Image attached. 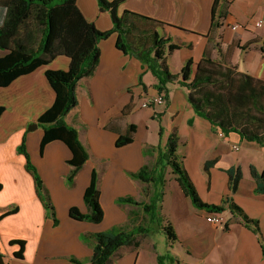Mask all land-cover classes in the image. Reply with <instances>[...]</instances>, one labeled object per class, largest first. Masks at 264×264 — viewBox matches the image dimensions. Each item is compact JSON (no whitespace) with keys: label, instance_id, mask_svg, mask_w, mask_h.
Listing matches in <instances>:
<instances>
[{"label":"crops","instance_id":"obj_1","mask_svg":"<svg viewBox=\"0 0 264 264\" xmlns=\"http://www.w3.org/2000/svg\"><path fill=\"white\" fill-rule=\"evenodd\" d=\"M214 2L126 0L118 13L127 10L167 24L160 33L180 47L167 59L173 74H179L189 60H193L196 68L209 49L213 60L224 66L233 65L238 72L264 82V0H225V18L212 33ZM77 5L99 31L112 29L111 16L99 9L97 0H77ZM258 21L263 22L262 26L257 27ZM235 25L237 30L232 29ZM116 40L117 34H113L100 43L97 70L92 77L79 82L77 107L65 117L67 124L77 129L89 154L72 187L65 184L71 169L69 148L54 141L41 154L43 129L40 125L29 129L38 124V118L55 101L56 94L46 71L67 70L70 59L57 57L0 88V107L4 109L0 114V253L4 262L73 264L70 258L74 257L82 260V264H91L93 250L82 241V236L145 221L140 208L118 205L116 200L131 196L139 202H148L147 184L129 173L153 163L157 153L145 154V148H164L168 136L176 131L178 155L204 203L222 205L231 195L228 171L241 169L242 179L231 196L248 218L258 221L260 234L229 210L221 213L224 225L208 223L206 218L212 213L195 208L174 178L165 188L162 216L173 226L178 241L168 246L173 261L167 259L163 264H264V193H257L251 171L255 168L264 174V146L246 141L236 133L222 135L195 113L187 100V90L178 84L168 85V103L152 106V111L141 114L143 101L160 94L157 79L138 59L118 50ZM132 124L136 126L134 141L117 148V139ZM160 127L164 130L161 138ZM24 138L57 208V226L47 216L33 177L26 170L25 156L18 152ZM207 164L210 165L206 167ZM94 170L98 174L104 219L100 224L72 220L71 207L87 212L83 195ZM13 208H18L17 213L3 216ZM152 236L139 238L138 249L121 248L111 264H158V256L163 254L152 243ZM13 240L26 242L23 259L14 256L18 247L10 245Z\"/></svg>","mask_w":264,"mask_h":264},{"label":"trees","instance_id":"obj_2","mask_svg":"<svg viewBox=\"0 0 264 264\" xmlns=\"http://www.w3.org/2000/svg\"><path fill=\"white\" fill-rule=\"evenodd\" d=\"M125 1L97 0L100 10L108 12L113 22L111 30L99 31L94 23L85 18L77 0H0V88L7 87L19 77L48 65L57 57L70 59L67 70L46 71V78L56 97L52 106L37 121L44 133L40 145L41 154L46 146L54 141L64 143L71 151L72 157L68 160L71 169L66 176L67 184L74 186L77 175L89 159V154L79 138L77 129L68 125L65 117L77 107L79 82L92 77L97 70L101 58L100 43L113 34H117L116 48L138 59L143 67L155 76L157 92L165 94L166 103L169 101L168 85L178 84L187 90V100L195 113L210 122L214 129L224 136L236 133L246 141L264 146V82L238 72L233 65L224 66L213 60L209 49L204 52L196 68H193V60H189L179 74L171 73L167 64L168 56L180 47L160 33V29L167 24L127 10L119 16L118 8ZM225 4V0L214 2L212 33L222 25L221 21L226 15L223 9ZM142 79L141 74L139 84ZM3 111L0 107V114ZM163 132L160 127V137ZM135 133L136 126L132 124L127 133L119 136L116 147L131 144ZM178 146L179 137L174 131L168 136L163 149L159 146L145 148V154L157 153L155 161L143 165L137 172L129 175L147 184L148 202H139L131 196L119 197L116 200L118 205L140 208L145 221L131 227L114 226L103 232L83 235L82 240L93 250L91 264H111L121 248L138 249L139 238H147L158 232L166 235L170 246L178 241L173 226L165 222L162 216L168 170L195 208L212 214L229 210L233 215L239 216L247 227H252L256 234H260L258 221L248 218L233 202L231 196L237 191L242 179L241 169L228 171L231 195L224 199L223 204H206L201 200L178 155ZM18 152L25 156L26 170L33 177L47 216L57 226L59 221L56 208L37 168L31 162L25 138ZM251 171L257 182V193H264V174L255 168ZM100 198L98 174L94 170L83 195L87 212L83 213L77 206H73L69 209V217L75 221L100 224L104 219ZM17 211L18 208H13L3 216ZM225 229H228L227 225ZM10 245L18 247L14 256L23 259L26 242L13 240ZM167 259L173 261L169 253L158 256V264H163ZM70 261L73 264L83 263L74 257L70 258ZM0 264H6L1 253Z\"/></svg>","mask_w":264,"mask_h":264},{"label":"rangeland","instance_id":"obj_3","mask_svg":"<svg viewBox=\"0 0 264 264\" xmlns=\"http://www.w3.org/2000/svg\"><path fill=\"white\" fill-rule=\"evenodd\" d=\"M98 3V2H97ZM99 9H100V7H99ZM110 15V14H109ZM119 16H121V14H119ZM107 40V39H106ZM152 107V106H151ZM151 107H149V108H143L142 109V113L141 114H145L146 112H149V111H152V108ZM163 136V135H162ZM161 138V137H160ZM165 143V142H164ZM162 149H163V147H162ZM30 155V154H29ZM30 159H31V157H30ZM31 162L33 163V161H32V159H31ZM33 165H34V163H33ZM35 166V165H34ZM36 167V166H35ZM37 168V167H36ZM38 170V169H37ZM38 173L40 174V176H41V178H42V180H43V176L41 175V173L39 172V170H38ZM166 178H167V180H168V182H171V181H173L174 180V176L171 174V171L170 170H168V173H167V175H166ZM44 181V180H43ZM65 184H67V181H65ZM67 186H69L68 184H67ZM70 187V186H69ZM167 196H168V199L170 198V196H171V193L168 191L167 192ZM56 208V207H55ZM57 209V208H56ZM57 211V210H56ZM166 212V214H168L167 213V211H165ZM83 241V240H82ZM151 241H152V243L153 244H155V246H156V249H157V251L160 253V254H163V255H165V254H167L168 253V246H169V242H168V240H167V237H166V235L163 233V232H158V233H155V234H153V236L151 237ZM84 242V241H83Z\"/></svg>","mask_w":264,"mask_h":264},{"label":"built area","instance_id":"obj_4","mask_svg":"<svg viewBox=\"0 0 264 264\" xmlns=\"http://www.w3.org/2000/svg\"><path fill=\"white\" fill-rule=\"evenodd\" d=\"M263 22L258 21L257 22V27L262 26ZM233 30H237L238 26L235 25L232 27ZM166 104V99H165V94H158L155 98H149L143 101L142 103V108H149L151 106H162ZM223 135V134H222ZM207 222L210 224H214L217 226H222L224 225L225 221L224 218L222 217L221 214L216 213V214H211L206 218Z\"/></svg>","mask_w":264,"mask_h":264},{"label":"water","instance_id":"obj_5","mask_svg":"<svg viewBox=\"0 0 264 264\" xmlns=\"http://www.w3.org/2000/svg\"><path fill=\"white\" fill-rule=\"evenodd\" d=\"M37 127H38V124H33V125L30 126L29 129L31 130V129H33V128H37Z\"/></svg>","mask_w":264,"mask_h":264}]
</instances>
